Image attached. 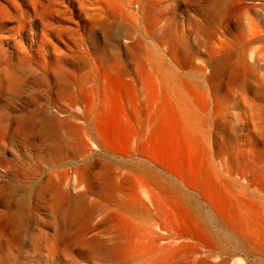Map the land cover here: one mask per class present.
I'll return each instance as SVG.
<instances>
[{
  "label": "rangeland",
  "instance_id": "1",
  "mask_svg": "<svg viewBox=\"0 0 264 264\" xmlns=\"http://www.w3.org/2000/svg\"><path fill=\"white\" fill-rule=\"evenodd\" d=\"M207 1L2 2L0 264H138L147 240L131 221L135 214L119 206L137 200L134 180L131 175H112L109 200L102 196L101 190L108 182L91 173L103 164L114 172L125 162L105 156L97 148L80 92L98 82L103 65L120 64L114 68L128 70L126 79L133 76L129 56L122 51L125 42L137 41L140 50L156 55L166 70L172 69L167 47L155 41L163 26L186 47L189 64L180 74L200 88H204L207 61L220 57L218 52L209 53V47L241 40L239 47L227 51L233 57L231 69L224 72L215 90L222 100L226 130H218L214 120L208 123L213 142L223 138L232 150L253 138L256 169L264 174V39L246 41L252 33L260 32L264 37V4L212 0L219 6V15L205 24L210 37L204 46L198 44V39L199 29L204 26L201 11L212 3ZM235 3L236 15L222 14L224 8ZM151 20L158 23L149 27ZM118 53L120 58H116ZM239 55L242 62L235 69ZM55 66L63 71V80L56 77ZM49 118L66 120L72 131L59 127L57 136L47 133L41 124ZM87 164L91 165L90 173L79 177L77 171ZM232 179L236 191L264 205V180L258 178L251 183L249 172L241 177L236 171ZM200 205L199 215L206 230L218 239L215 248L201 245L202 256L206 252L208 260L216 263L264 264L254 255L245 257L238 241L221 230L222 221L207 213L203 200ZM85 211L88 220L81 235L79 213ZM160 243L176 247L169 240Z\"/></svg>",
  "mask_w": 264,
  "mask_h": 264
},
{
  "label": "bare ground",
  "instance_id": "2",
  "mask_svg": "<svg viewBox=\"0 0 264 264\" xmlns=\"http://www.w3.org/2000/svg\"><path fill=\"white\" fill-rule=\"evenodd\" d=\"M210 1L212 3L208 0L209 6L201 11L204 26L199 29L198 44L204 43V46L208 45L210 37L205 24L219 15V6ZM250 1L264 4V0ZM2 2L5 0H0V15L4 12ZM237 6L235 3L224 8L222 14L236 15ZM156 23L158 20H151L149 27ZM259 33L246 36L247 43L263 40ZM176 37L163 26L155 39L157 44L167 47L172 69L166 70L156 55L140 50L137 41L125 42L122 51L129 56L133 76L126 79L128 70L114 68L120 64L103 65L98 72V82L81 90L80 97L91 118V134L97 148L105 156L125 162L123 168L114 172L103 164L91 175L108 182L101 190L107 201L112 175L117 178L131 175L134 180L137 200L119 206L135 214V218L130 217L131 221L147 240V246L138 255V264L225 263L210 262V255L205 252L202 256L200 251L202 244L215 248L218 243V239L208 233L199 215L201 200L208 207L207 213L222 221L221 230L238 241L240 252L245 257L254 255L264 263V205L250 201L244 193L236 191L232 179V173L236 171L241 177L249 172L253 176L251 183L258 178L264 180L263 172L255 165L257 147L254 139L248 138L232 150L223 138L213 142L208 123L214 120L218 130L221 127L226 130L222 120V100L216 97L215 90L225 76L224 72L231 69L233 57L227 51L241 44V40L209 47V53L218 52L220 57L207 61L204 88H200L179 72L189 64V58L186 47ZM118 55L116 58L121 57ZM240 62L241 58L233 67L238 68ZM62 72L54 67L60 80H63ZM41 126L55 136L59 134V127L72 131L66 120L54 118L42 121ZM90 166L87 164L78 170V176H85ZM79 215L78 222L82 224L79 231L83 235L88 213L80 212ZM161 240H169L176 247L171 248L172 244L162 246Z\"/></svg>",
  "mask_w": 264,
  "mask_h": 264
}]
</instances>
